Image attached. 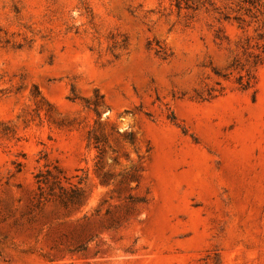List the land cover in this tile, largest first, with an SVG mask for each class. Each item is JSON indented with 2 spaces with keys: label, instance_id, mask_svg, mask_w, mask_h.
<instances>
[{
  "label": "rangeland",
  "instance_id": "1",
  "mask_svg": "<svg viewBox=\"0 0 264 264\" xmlns=\"http://www.w3.org/2000/svg\"><path fill=\"white\" fill-rule=\"evenodd\" d=\"M210 2L0 0V264H264V63Z\"/></svg>",
  "mask_w": 264,
  "mask_h": 264
},
{
  "label": "trees",
  "instance_id": "2",
  "mask_svg": "<svg viewBox=\"0 0 264 264\" xmlns=\"http://www.w3.org/2000/svg\"><path fill=\"white\" fill-rule=\"evenodd\" d=\"M190 0H176V6L179 9L193 8L189 4ZM232 5L228 13L222 11L215 6L213 2L210 5L213 11L219 14V21H228L234 19L238 23V27L244 32L236 43L240 54L235 59L232 68L238 70L239 76L237 83L241 90L247 91L255 89L258 77L257 68L264 63V31H260L257 35H251L249 28L253 24L258 23L264 29V0H231ZM231 13L235 14L231 16ZM260 29L257 28L258 32ZM228 39L229 36H226ZM216 95L209 93L208 98L213 99ZM59 172L60 169H59ZM51 196L57 197L65 206H71L78 203L83 197V190L75 185L71 178L67 176H57L50 184Z\"/></svg>",
  "mask_w": 264,
  "mask_h": 264
}]
</instances>
